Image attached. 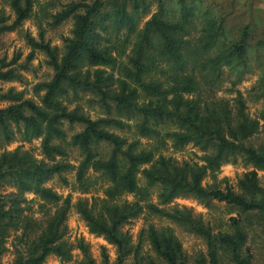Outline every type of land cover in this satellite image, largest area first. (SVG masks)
I'll return each mask as SVG.
<instances>
[{
  "label": "trees",
  "instance_id": "trees-1",
  "mask_svg": "<svg viewBox=\"0 0 264 264\" xmlns=\"http://www.w3.org/2000/svg\"><path fill=\"white\" fill-rule=\"evenodd\" d=\"M153 1L157 11L141 29L137 16L148 13L150 0H76L62 6L53 24L73 19L74 27L61 58L43 34L27 38L28 60L33 51L43 52L54 73L33 88L39 104L12 88L0 92V102L8 103L0 108V144L13 139V128L21 129L24 141L40 139L42 154L38 160L19 148L0 153V258L12 238V264H44L50 256L71 261L72 246L64 239L71 196L62 198L43 184L56 176L67 186L63 174L74 172L73 190L87 194L99 182L103 193L90 204H75L89 231L116 247V260L110 263L103 251L101 264H125L129 258L131 264H264V187L257 175L264 171V110L251 118L240 91L232 101L217 94L223 68L237 73L245 65L248 27L227 41L222 19L201 12L198 29V9L187 1L180 0L173 20L162 0ZM33 4L8 0L14 19L9 23L0 12V37L20 28ZM15 63L0 59V82L17 78L10 68ZM81 91L98 98L110 116L90 119L62 104L60 98ZM76 126L81 129L68 135ZM167 141L175 149L197 146L203 164L165 157ZM239 163L252 169L235 185L202 184L208 173L215 180L222 165ZM7 184L16 191L3 194ZM153 186L161 188L162 205L192 196L208 209L223 204L235 216L204 220L191 210L160 208L150 198ZM25 192L41 202L37 211ZM126 195L132 201L122 202ZM145 213L201 238L204 252L189 257L170 229L153 225L131 243L122 226ZM76 248L83 255L77 264H96L82 241Z\"/></svg>",
  "mask_w": 264,
  "mask_h": 264
},
{
  "label": "rangeland",
  "instance_id": "rangeland-1",
  "mask_svg": "<svg viewBox=\"0 0 264 264\" xmlns=\"http://www.w3.org/2000/svg\"><path fill=\"white\" fill-rule=\"evenodd\" d=\"M76 0H34L31 17L24 21L17 30L4 33L0 37V59L5 58L6 62L16 60L10 68L15 69L18 74L17 78L9 82H0V92H5L8 89H14L16 92H22L23 97L33 100L36 104L40 103V98L33 91L35 85L50 81L53 76L52 68L47 64L48 58L41 51H33L32 59L28 60L32 49L28 45L27 38L30 36L36 40L40 39V34H43V40L48 42L52 48L56 49L58 58H61L64 52V47L68 39L72 37L74 27L73 19H68L59 25L53 24L52 16L62 9V6ZM151 5L148 13H140L137 16V27L141 29L144 23L157 11L156 1L150 0ZM166 9V17L168 19H176L179 16L180 0H162ZM189 5H193L195 10L198 9V19L195 26L199 29L201 12H206L212 17L223 20L225 29V38L227 41H236L242 29L248 27L249 37L247 40L245 65L240 72L231 71L229 68H223V82L219 86L218 96H224L229 101L236 96V91H240L243 99L246 102V112L251 118H258L261 111L264 110V0H185ZM0 12L4 16L9 17V23L14 19L8 0H0ZM196 28V30H197ZM198 34V33H197ZM258 41H263L258 44ZM62 104L68 107L69 110L77 108L79 112L88 116L90 119L110 116L105 109L99 104L98 98L87 91L78 92L73 95L71 92L68 96L60 98ZM7 102H0V108L7 106ZM111 116H119L112 114ZM120 118V117H118ZM264 124L263 122H261ZM80 126H76L74 131L68 132V135L79 131ZM14 137L9 143L0 144V153L3 151H13L20 149L30 152L36 159H42L40 150V139H32L30 142L23 140L21 129H14ZM262 135V134H261ZM165 157H170L178 164L188 162L190 164H203L201 156L203 152L197 146L189 144L183 148L175 149L170 141L166 142L163 151ZM73 154L71 156H75ZM75 158V157H73ZM71 164H76L70 157ZM252 168L243 166L242 164H225L222 165L216 173V179L208 173L202 181L204 186L223 187L225 182L235 185L241 175ZM69 185L65 186L56 176L44 182L45 187H50L57 192L62 198L71 196L72 207L68 212L66 220V231L64 239L72 246V259L70 262H62L56 256L47 258L44 264H77L83 257L82 253L76 245L82 241L89 250L91 258L96 264H101L103 251L107 254L110 263L114 262L117 257L116 247L108 243L102 236L92 234L86 223L77 213L75 204L78 200L87 199L88 204L92 202V198H103V193L98 182L91 188L87 194H82L73 190L74 172L63 174ZM260 184L264 187V171H257ZM16 191V187L12 184H7L2 188V193L7 194ZM151 201L155 204H160L158 194L161 188L153 186L150 188ZM35 196L31 192H25L24 198L31 200ZM133 197L126 195L121 197V201L130 202ZM41 202L38 199H33L28 205L32 206L34 211H37ZM26 207V203L21 205ZM213 209L206 208L201 202L192 196H176L168 203L160 208L168 210H191L194 215H202L204 220L212 217L221 216L227 219L235 216V212L231 213L223 204H216ZM54 210V208H52ZM36 216L38 214L36 213ZM149 225L157 228L170 229L175 238L181 243L184 252L189 256H195L198 252H204L205 245L201 238L187 232L181 226L171 220L159 218L153 214H142L137 218L130 219L128 223L122 226V231L130 236L131 243L138 242L139 234ZM11 240L8 239L5 243L7 252L0 258V264H12L14 255L11 249ZM148 250V245H145L144 251ZM125 264H131V259H127ZM192 264V263H189Z\"/></svg>",
  "mask_w": 264,
  "mask_h": 264
}]
</instances>
